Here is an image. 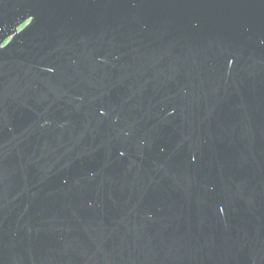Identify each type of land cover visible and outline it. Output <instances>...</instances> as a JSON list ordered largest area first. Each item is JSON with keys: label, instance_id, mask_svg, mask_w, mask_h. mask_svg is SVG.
<instances>
[{"label": "water", "instance_id": "1", "mask_svg": "<svg viewBox=\"0 0 264 264\" xmlns=\"http://www.w3.org/2000/svg\"><path fill=\"white\" fill-rule=\"evenodd\" d=\"M0 264H264V0H0Z\"/></svg>", "mask_w": 264, "mask_h": 264}]
</instances>
